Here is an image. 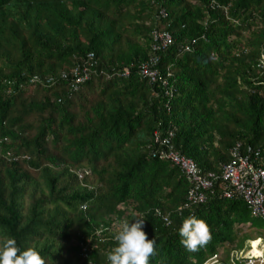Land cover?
<instances>
[{
    "label": "trees",
    "instance_id": "1",
    "mask_svg": "<svg viewBox=\"0 0 264 264\" xmlns=\"http://www.w3.org/2000/svg\"><path fill=\"white\" fill-rule=\"evenodd\" d=\"M155 32L170 43L152 48ZM149 56L152 81L138 68ZM167 130L202 171L235 141L264 151V0H0V238L46 264H108L119 222L140 215L149 264H202L220 248L225 263L259 237L240 229L245 203L188 201ZM189 215L210 230L196 252L178 234Z\"/></svg>",
    "mask_w": 264,
    "mask_h": 264
},
{
    "label": "built area",
    "instance_id": "2",
    "mask_svg": "<svg viewBox=\"0 0 264 264\" xmlns=\"http://www.w3.org/2000/svg\"><path fill=\"white\" fill-rule=\"evenodd\" d=\"M152 38L156 42L152 43V48L165 47L170 43V36L167 32H155ZM184 48L187 50L188 46L185 45ZM155 59L156 57L149 56L146 61H141L138 65L139 73L151 81L156 75L155 69L151 67ZM91 65L92 62L86 61L81 63L80 71L75 70L73 72L75 78L71 84L72 89H75L76 84L88 77ZM126 73L127 69L124 68L122 74L125 75ZM171 135L172 131L167 130L161 142L167 148L166 155L179 167L180 172L188 182L186 191L188 201L203 202L207 193L218 192L223 198L241 199L245 203L248 213L264 218L263 150L244 144L241 141H235L228 149V160L220 166L218 172L211 170L202 171L191 159L178 155L173 150L169 142ZM157 138L155 135L154 140L157 141ZM164 155L162 150L158 152L160 158ZM82 208L84 207L82 206ZM155 213L159 215L158 211H155ZM136 218H142V216L137 215L134 219ZM134 219L130 223L134 222ZM163 220L167 222L166 217H163ZM117 229L116 227L114 231H117ZM99 232L100 230H96V234ZM263 247L264 243H259L254 252L251 251L252 246L249 249H233L229 252L228 261L224 264H264ZM217 262L215 255L210 256L206 260V264H215Z\"/></svg>",
    "mask_w": 264,
    "mask_h": 264
},
{
    "label": "clouds",
    "instance_id": "3",
    "mask_svg": "<svg viewBox=\"0 0 264 264\" xmlns=\"http://www.w3.org/2000/svg\"><path fill=\"white\" fill-rule=\"evenodd\" d=\"M86 57L87 61L92 62L93 65L95 62L93 54L88 53ZM144 222L145 219L142 218H136L132 223L127 219L119 222L118 229L113 235L115 244L105 254L108 264H149L150 258L157 254L156 242L154 239H148L147 234L143 231ZM178 234L181 245L189 252L198 251L200 247L206 245L210 240V230L207 224L203 220L196 218L195 215H189L182 221ZM256 239L260 241L259 237ZM250 246L251 240H248L247 247L244 249H249ZM221 253L222 251L218 249L212 255H215L217 261H219ZM206 260L202 264H206ZM0 264H46V261L34 248L29 247L21 250L17 246L15 238L5 236L0 238Z\"/></svg>",
    "mask_w": 264,
    "mask_h": 264
},
{
    "label": "rangeland",
    "instance_id": "4",
    "mask_svg": "<svg viewBox=\"0 0 264 264\" xmlns=\"http://www.w3.org/2000/svg\"><path fill=\"white\" fill-rule=\"evenodd\" d=\"M240 227L242 231L249 232L250 237H254L258 235L260 238L259 243L264 242V218L263 217L253 216L250 213H248L246 215L245 222ZM256 241H258V239L252 240L251 243L256 242ZM219 250L222 251L223 249L220 248ZM216 264H222V262L219 260Z\"/></svg>",
    "mask_w": 264,
    "mask_h": 264
},
{
    "label": "bare ground",
    "instance_id": "5",
    "mask_svg": "<svg viewBox=\"0 0 264 264\" xmlns=\"http://www.w3.org/2000/svg\"><path fill=\"white\" fill-rule=\"evenodd\" d=\"M255 239H256V238H255ZM255 239H253V240H255ZM256 240H257V239H256ZM251 241H252V240H251ZM255 250H256V248H255V249H252L251 251L254 252Z\"/></svg>",
    "mask_w": 264,
    "mask_h": 264
}]
</instances>
